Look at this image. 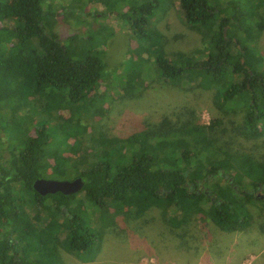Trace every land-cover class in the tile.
<instances>
[{"label": "trees", "instance_id": "16d2710c", "mask_svg": "<svg viewBox=\"0 0 264 264\" xmlns=\"http://www.w3.org/2000/svg\"><path fill=\"white\" fill-rule=\"evenodd\" d=\"M159 6L129 0L118 12L132 36L150 43L128 65L137 92L152 62L158 80L212 91V116L201 124L187 102L119 138L84 114L103 62L99 49L81 46L80 33L54 32L68 7L56 15L46 0H0V133L11 141L0 136V264H66L64 253L91 261L111 207L125 221L157 207L177 254L211 249L220 233L264 237V152L237 144L264 143V0H178L183 24L200 35L195 60L163 50L148 24ZM86 126L91 143L78 149ZM78 176L83 187L71 194L32 187L37 178ZM82 200L90 223L78 213Z\"/></svg>", "mask_w": 264, "mask_h": 264}, {"label": "rangeland", "instance_id": "374dc122", "mask_svg": "<svg viewBox=\"0 0 264 264\" xmlns=\"http://www.w3.org/2000/svg\"><path fill=\"white\" fill-rule=\"evenodd\" d=\"M46 1L59 9L60 12L56 15L63 12L61 5L68 7L65 18L59 20L54 27V32L59 37L71 33H80L83 36L88 34L86 38L83 36L80 38L81 46L87 50L98 51L99 49L100 51L103 62L101 81L89 96L92 103L89 107H85L84 111L87 113L84 114L101 117L99 123L105 125V134L126 138L140 127L143 120L157 122L164 115L172 117L181 105L187 102L188 105L189 103L194 105L195 115L201 124L206 125L210 122L213 92H201L199 89L187 92L186 88L177 82L158 80L156 77L159 70L152 62L151 66L150 63L144 64L152 68L146 75H142V79L140 78L144 88L138 94L139 86L134 83L136 80L133 70L135 69L128 65L141 60V56L144 55V46L147 47L150 43L132 36L128 19L118 14L126 10L129 0H124L127 2L121 0ZM158 2L160 6L148 18V24L155 22V28L162 36L163 50L168 54H179L178 56L191 55L195 60L196 54L200 53L199 49L202 47L200 35L183 24L178 0H158ZM258 45L264 53V34L260 35ZM23 109L25 110L24 107ZM91 131L89 126L84 128L77 138L79 143L76 148L85 149L90 145L93 137ZM0 136L3 141L11 142L7 135L0 133ZM238 143L243 145L245 150L248 147L254 152H264V143L255 146L254 142H245L240 139ZM239 144L238 146L242 147ZM137 154L138 152L133 150V155ZM258 194L262 196L264 193L258 191ZM82 202L78 213L82 219L85 216L87 223H90L95 216L90 213L89 203L85 200ZM115 208H110L109 216L104 214L102 217L108 223L102 227V241L96 256L91 261L83 263L64 253L63 258L66 264H264L262 235L256 237L248 232L240 233L241 235L220 233V238L214 242L211 249H208V244H204L202 250L184 252L180 249L178 252L183 254H177L172 248L173 243L168 242L172 237L171 229L163 221V215L157 207H151L137 217H130L127 221L122 214H115L117 213L114 211ZM111 218L113 223L112 220L110 221ZM110 223L112 225L107 226ZM106 230H108L107 233Z\"/></svg>", "mask_w": 264, "mask_h": 264}, {"label": "water", "instance_id": "95a60500", "mask_svg": "<svg viewBox=\"0 0 264 264\" xmlns=\"http://www.w3.org/2000/svg\"><path fill=\"white\" fill-rule=\"evenodd\" d=\"M32 187L41 195L54 192L66 195L80 190L83 187V180L79 176L72 179L37 178L33 181Z\"/></svg>", "mask_w": 264, "mask_h": 264}, {"label": "flooded vegetation", "instance_id": "af4514ba", "mask_svg": "<svg viewBox=\"0 0 264 264\" xmlns=\"http://www.w3.org/2000/svg\"><path fill=\"white\" fill-rule=\"evenodd\" d=\"M204 192L207 194V193H209L207 190H204Z\"/></svg>", "mask_w": 264, "mask_h": 264}]
</instances>
